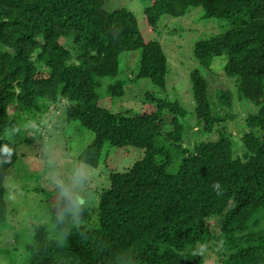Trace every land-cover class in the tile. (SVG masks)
<instances>
[{"label": "trees", "instance_id": "obj_1", "mask_svg": "<svg viewBox=\"0 0 264 264\" xmlns=\"http://www.w3.org/2000/svg\"><path fill=\"white\" fill-rule=\"evenodd\" d=\"M141 4L149 32L163 17L181 18L193 8L230 26L193 45L198 68L188 80L200 140L191 149L187 112L165 96V53L157 41L144 42L127 7L107 10L102 0H0V147L10 149L0 151V231L17 219L6 178L21 156L18 132L22 141H31L20 123L63 100L66 121L92 135L77 156L79 164L105 165V147L140 157L129 169L110 173L100 190L93 189L94 200L81 199L76 224L63 223L59 233L48 224L33 227L24 247L27 264H202L210 250L218 264H264V0ZM132 51L140 52L133 81L151 83L145 107L113 112L99 90ZM216 63L222 77L234 81L236 98L254 107L235 137L241 156L234 153L232 133L216 130L231 118L218 109L232 100L228 90L209 91L206 75L216 71ZM126 80L114 81L106 94L121 97ZM12 107L20 114L12 116ZM215 130L216 140H203ZM52 202L56 219L65 202Z\"/></svg>", "mask_w": 264, "mask_h": 264}, {"label": "rangeland", "instance_id": "obj_2", "mask_svg": "<svg viewBox=\"0 0 264 264\" xmlns=\"http://www.w3.org/2000/svg\"><path fill=\"white\" fill-rule=\"evenodd\" d=\"M107 10L116 7H127L137 18L140 34L144 42L157 41L165 53L168 63L166 76L165 96L171 101H177L185 109L187 115L184 119L186 127V139L189 141V149L192 142L198 138L193 117V105L190 94L188 76L191 70L197 69L198 64L193 60V45L199 40H204L212 35L220 34L230 28L225 21L215 18L204 19L201 8H193L190 13L181 18L163 17L155 32H149L144 25L142 17V4L140 0H102ZM65 46L69 47L67 43ZM139 51L125 52L126 60L121 65V71L114 78H106L102 81L99 90L104 106L113 112H124L126 110H141L143 95L151 83L146 80L133 81L136 73V64L139 61ZM219 63L214 66H218ZM214 69L212 75L206 77L209 80V91L228 90L231 93L230 107L218 109L221 116L230 115L231 118L218 129H225L235 137L240 135L239 125L247 114L254 111V107L245 104L236 98L234 81L222 77L220 67ZM213 68V67H212ZM129 79L122 82L120 88L123 95L117 99L106 94L107 87L114 81ZM68 103L60 100L49 105L44 114L33 120L20 123V130L25 134L30 143L22 141V135L18 132L17 151L21 156L14 167L9 170L6 183L7 198L11 204L12 212L17 216L16 222L10 229L0 231V264H27L24 258L25 243H30L33 238V227L48 224L59 233L63 231L64 225L54 223L50 201L60 199L58 189L53 185V177L66 180L71 173L79 169L85 173L84 182L76 189L80 199L95 198L94 188L106 184V177L113 172H123L131 167L140 154L124 156L123 151L114 149H103L107 152L106 164L97 169L88 168L77 162L78 154L84 149L92 138V135L82 129L78 122L66 121L65 110ZM13 116L19 115L17 107L10 109ZM216 130L203 140L212 141L218 138ZM36 132V134L32 133ZM34 136V137H33ZM197 136V137H196ZM33 137V138H32ZM28 141V142H29ZM234 153L242 155L239 141H236ZM191 143V144H190ZM186 146V145H185ZM105 183V184H104ZM100 190V188L98 189ZM53 197V199H52ZM53 203V202H52ZM74 222L72 217L65 219V224ZM90 225V223H89ZM211 230L215 228L214 222H210ZM202 264H218L217 256L213 250L206 252Z\"/></svg>", "mask_w": 264, "mask_h": 264}, {"label": "clouds", "instance_id": "obj_3", "mask_svg": "<svg viewBox=\"0 0 264 264\" xmlns=\"http://www.w3.org/2000/svg\"><path fill=\"white\" fill-rule=\"evenodd\" d=\"M0 151L10 152V149L7 146H3L0 147ZM84 179L85 173L79 169L74 170L66 180L53 177V185L58 189L60 196L64 198L65 202L64 207L57 211L54 223L62 225L66 215L71 216L73 220L76 218L82 204V200L78 196L76 189L84 182ZM205 251L206 249H201L200 253Z\"/></svg>", "mask_w": 264, "mask_h": 264}]
</instances>
